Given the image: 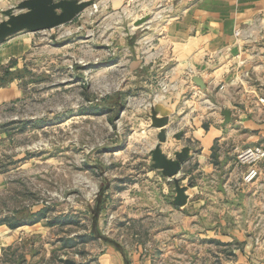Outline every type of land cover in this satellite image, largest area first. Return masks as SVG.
<instances>
[{
  "label": "rangeland",
  "instance_id": "374dc122",
  "mask_svg": "<svg viewBox=\"0 0 264 264\" xmlns=\"http://www.w3.org/2000/svg\"><path fill=\"white\" fill-rule=\"evenodd\" d=\"M7 3L0 0V20L5 18L2 10L12 7ZM121 9L120 21L106 16L114 14L110 7L90 5L71 22L15 34L31 36L32 42L0 66V85L15 77L23 90L19 100L0 106V264L234 260L240 246L235 238L224 244L207 242L205 232L189 233L187 218L171 210V196L156 201L153 193L145 192L152 190L149 185L140 183V173L147 168L146 149L128 138L131 125L123 115L121 90L128 75L121 65L111 67L114 59L125 60L124 32L131 17ZM134 10L140 13L138 7ZM115 22L120 26L114 33ZM243 31L249 52L243 62L231 60L224 71L231 74L229 81L217 88L231 84L233 105L241 109L255 106L254 98L264 100V23L258 21ZM243 63L249 64L244 72ZM164 88L163 92L158 83L155 93L163 94L171 85ZM139 108L133 103L127 109L135 115ZM235 140L230 137L220 148L227 154L219 161L221 173L230 176L229 195L220 201L230 213L222 219L229 237L237 228L244 242H254L253 248L245 249V264H264V230H257L254 222L263 216L264 228V158L255 164L258 175L246 181L250 165L237 157L241 149L264 144L239 146ZM172 239L181 242H167Z\"/></svg>",
  "mask_w": 264,
  "mask_h": 264
},
{
  "label": "crops",
  "instance_id": "0c3cea01",
  "mask_svg": "<svg viewBox=\"0 0 264 264\" xmlns=\"http://www.w3.org/2000/svg\"><path fill=\"white\" fill-rule=\"evenodd\" d=\"M20 1L7 0V6L16 5ZM93 1V7L108 6L113 10L114 14L109 13L107 17L117 16L119 21L120 17L122 20L119 14L121 8L124 15L129 12L131 17L127 31L124 32L125 60L120 63L114 59L111 67L121 65L128 75L121 86L125 92L123 115L131 125L128 135L130 143H141L146 149L143 158L147 168L143 167V173H140V183L142 186L147 183L153 191H145L144 187L143 190L148 194L153 193L156 201L168 195L173 200L175 194L171 180L164 177L160 170L151 167L150 150L157 142L159 131L153 125L152 118H166L167 139L161 145L163 152L173 157V152L184 145L191 147L190 157L181 165L177 175L180 183L187 187V202L183 206L173 205L171 210L187 218L185 228L189 233L205 232L207 242L225 244L235 238L240 246L238 251H234L233 262L226 264L247 263L245 249L253 248L254 242H244L243 233L237 228L229 237L228 226L222 219L230 213V208L220 202L229 195L230 176L228 178L221 173L219 161L226 160L227 154L222 153L220 148L230 137H234L239 146L264 144V100L254 98L255 106L241 109L233 105L235 101L231 94V84L225 89L217 88L218 85L224 87L226 80L229 81L231 74L224 71L229 69L231 60L243 62L244 55L248 54V34L243 29L258 21L264 23V0H169L161 10L170 6L177 16L163 25L160 32L159 23L154 19L141 25L136 24L142 17L134 14L136 0ZM155 1L150 2L153 4ZM119 26L115 22L112 32H117ZM8 39L0 47V66L11 57L21 55L32 42L31 36L23 34H14ZM6 48L11 50L10 54H6ZM243 65L242 72L249 67L248 63ZM188 76H191V81ZM195 76L203 80L204 88L195 85ZM162 80L169 83L171 89L157 94L158 83ZM136 87L142 90L138 92ZM22 96L23 90L18 78L14 77L0 85V106L19 100ZM145 100H148V104L142 103ZM133 103H138L140 107L135 115L127 109ZM225 109L231 112L228 124H223L222 111ZM178 131H183L180 139L175 138ZM152 185H155L154 189ZM143 190L141 188L142 193ZM148 213L152 214V211ZM262 219L263 216L258 215L254 220L257 230H264ZM168 227L173 232L177 231L174 226ZM167 242L181 240L172 239Z\"/></svg>",
  "mask_w": 264,
  "mask_h": 264
},
{
  "label": "water",
  "instance_id": "95a60500",
  "mask_svg": "<svg viewBox=\"0 0 264 264\" xmlns=\"http://www.w3.org/2000/svg\"><path fill=\"white\" fill-rule=\"evenodd\" d=\"M93 5V0H21L16 5L2 10L4 19L0 20V42L21 32H36L51 29L73 21L83 10ZM144 19L136 22L139 24ZM193 81L201 88L205 87L203 80L195 76ZM223 124L230 121L231 112L222 111ZM153 125L159 129L157 142L150 150L151 167L160 170L161 174L171 180L174 186L173 204L183 206L187 202V187L180 183L178 174L181 165L190 157L191 147L184 145L173 152V157L167 156L161 145L166 141V118L153 117ZM183 131H178L175 138L180 139Z\"/></svg>",
  "mask_w": 264,
  "mask_h": 264
},
{
  "label": "built area",
  "instance_id": "2783aa9c",
  "mask_svg": "<svg viewBox=\"0 0 264 264\" xmlns=\"http://www.w3.org/2000/svg\"><path fill=\"white\" fill-rule=\"evenodd\" d=\"M152 0H136L134 3L135 9L138 7V15L142 16L140 19H144L141 23L138 25H141L142 23H146L147 21H150L151 19L154 21H157L159 23L158 30L162 29V26L167 24L170 20L175 18L177 16V13L172 12L170 6L166 8V10L162 11V8H165L167 6V3L169 0H156V3H151ZM170 5V4H168ZM162 31V30H161ZM159 84L163 88V92L166 91L164 88L165 85H167L166 82L160 81ZM238 161L243 164H249V168L244 174V180L250 181L255 176L258 175V169L255 166L256 162L258 160H261L264 158V148L258 147V146H249L244 149H241L238 154Z\"/></svg>",
  "mask_w": 264,
  "mask_h": 264
},
{
  "label": "trees",
  "instance_id": "16d2710c",
  "mask_svg": "<svg viewBox=\"0 0 264 264\" xmlns=\"http://www.w3.org/2000/svg\"><path fill=\"white\" fill-rule=\"evenodd\" d=\"M9 70H6V72H8ZM101 110V109H100ZM11 226L14 225V224H10Z\"/></svg>",
  "mask_w": 264,
  "mask_h": 264
}]
</instances>
